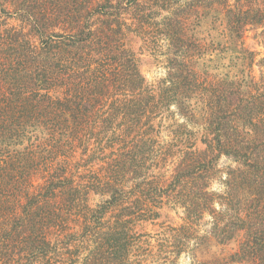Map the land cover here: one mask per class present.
Segmentation results:
<instances>
[{
  "label": "trees",
  "instance_id": "obj_1",
  "mask_svg": "<svg viewBox=\"0 0 264 264\" xmlns=\"http://www.w3.org/2000/svg\"><path fill=\"white\" fill-rule=\"evenodd\" d=\"M252 32L264 0H0V264H264ZM230 43L235 74L199 69Z\"/></svg>",
  "mask_w": 264,
  "mask_h": 264
},
{
  "label": "rangeland",
  "instance_id": "obj_2",
  "mask_svg": "<svg viewBox=\"0 0 264 264\" xmlns=\"http://www.w3.org/2000/svg\"><path fill=\"white\" fill-rule=\"evenodd\" d=\"M217 16V13H212L201 18L199 20V26L195 28V33L208 44H213V46L216 47L218 45L225 46L228 37H226L223 33V26L219 24V22L214 21ZM253 35L254 32L247 34L245 41L246 47L257 52H264L263 46L256 41V38H254ZM233 43L227 45L229 49H225L223 54L221 52L222 50L216 51L213 55L208 56L206 60H202V63H204V61H207L209 58L213 59L212 62H207L205 66L201 64L199 69L204 70L207 66L211 73L223 75L229 72L231 74H235L237 70L229 67L232 63V59L236 55V53L232 52V49H234ZM132 45L139 52L141 59L140 68L146 80L148 82H153L161 77H164L165 69L154 60L149 52L145 51L147 48L144 47L143 43L136 39L132 42ZM234 61H236V59H234ZM221 164L222 166H225L228 163L226 161H222ZM218 189H220L219 185L215 184L213 186V190ZM165 222L167 225L172 226H179L183 224V214L181 210L169 212L168 219H165ZM148 232L153 233L152 227H148ZM178 264H189V261L186 258H182Z\"/></svg>",
  "mask_w": 264,
  "mask_h": 264
}]
</instances>
